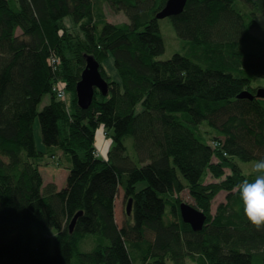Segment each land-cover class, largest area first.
<instances>
[{
  "label": "trees",
  "instance_id": "16d2710c",
  "mask_svg": "<svg viewBox=\"0 0 264 264\" xmlns=\"http://www.w3.org/2000/svg\"><path fill=\"white\" fill-rule=\"evenodd\" d=\"M167 2L0 0V264H264V230L246 220L235 191L264 158V100L253 86L264 82V38L256 36L264 0H188L168 18L186 48L162 60L156 16ZM105 5L128 22L108 23ZM66 19L84 40L60 35ZM85 56L108 85L88 111L74 94ZM109 57L118 82L103 67ZM66 82L68 107L52 93ZM244 92L255 98H238ZM100 127L113 133L104 159L94 156ZM55 148L71 164L61 191L44 184L38 165ZM176 157L198 183L182 177ZM120 190L132 199V222L121 228ZM184 192L207 217L200 232L181 218Z\"/></svg>",
  "mask_w": 264,
  "mask_h": 264
},
{
  "label": "rangeland",
  "instance_id": "374dc122",
  "mask_svg": "<svg viewBox=\"0 0 264 264\" xmlns=\"http://www.w3.org/2000/svg\"><path fill=\"white\" fill-rule=\"evenodd\" d=\"M103 12H104L106 21L110 24L114 25V24H122V23L128 22V19L123 12H116L112 10L109 5H105ZM259 23H260L261 29L259 33H256V36H260L264 38V20L259 19ZM159 25L161 29V34L165 42V53L160 59L168 60L174 54L181 53L182 50L183 51L185 50L186 48L185 42H183L176 36L170 24L169 19L159 21ZM64 33H66V36L70 35V40H72L73 42L84 40V35L80 31V25L76 26L70 19H66L61 25L60 35L62 36ZM68 56H71V55L69 54ZM53 61L62 62L60 58L53 59ZM103 67L107 75L110 77L111 81L113 82L119 81V78L114 68L113 57H109L103 63ZM63 84H64L63 88L65 89L67 93V98L69 102L70 101L69 95L71 93V90L70 88H68L67 82ZM253 86L254 88H256V90L262 89L264 88V82L256 81V83H254ZM75 90H76V87L74 89V94H76ZM52 93H53V90H52ZM53 95L55 96L54 93ZM60 100L61 99L56 97L57 102L62 101ZM49 103H50V96L46 95L41 109H43V107H45L46 105H49ZM68 125H71V122ZM106 131L107 130H105L104 127H100L99 129H97L96 134H95L94 144H93L95 148V152H98L100 154L101 159L107 158L108 153L114 147V141L112 138L113 133L110 132L108 134ZM35 137H36L37 148L41 150L42 141H41V134H40L38 123L36 124V127H35ZM52 155L53 156L51 157V155L45 154V156L38 161L39 170L43 177V181L45 185L53 184L58 188L59 191H61L67 188V180L70 174L69 171H70L71 164H70L69 157L59 148H55L52 151ZM175 163L182 177L185 180H187L190 183V185H195L201 180V177L198 174L185 169L181 164H179L177 157L175 158ZM212 181L213 179L209 176L205 180V183H211ZM144 187H145V184H141L138 187V189L141 190ZM226 195L227 194L225 192H222L216 197V199L213 202V206H212V209L214 212L216 211L219 204H221L222 202L226 200ZM181 200L183 203L188 204V205L194 204L188 192L183 193V195L181 196ZM127 201L128 200H127L125 193L123 192V190H120L116 198V201H115V220H116L117 225L120 228L123 225L129 224L130 222H132L130 217H128L126 214ZM168 264H171V263L169 262ZM187 264H193V263L188 261Z\"/></svg>",
  "mask_w": 264,
  "mask_h": 264
},
{
  "label": "water",
  "instance_id": "95a60500",
  "mask_svg": "<svg viewBox=\"0 0 264 264\" xmlns=\"http://www.w3.org/2000/svg\"><path fill=\"white\" fill-rule=\"evenodd\" d=\"M188 0H168L166 6L157 14L158 21L178 16L184 12ZM86 68L81 75V79L76 86L77 106L82 111H88L93 103L95 92L98 91L104 96L108 95V85L102 78L99 63L90 56H85ZM255 97L264 100V89H258ZM254 95L249 92L242 93L238 98L253 100ZM126 214L128 217L132 214V199L127 201ZM81 214L77 215L70 226L72 232L76 221ZM180 215L183 222L189 225L194 232L202 231L207 217L188 204H181Z\"/></svg>",
  "mask_w": 264,
  "mask_h": 264
},
{
  "label": "clouds",
  "instance_id": "9594fccd",
  "mask_svg": "<svg viewBox=\"0 0 264 264\" xmlns=\"http://www.w3.org/2000/svg\"><path fill=\"white\" fill-rule=\"evenodd\" d=\"M255 179H243L235 186L246 220L257 231L264 230V158L254 162Z\"/></svg>",
  "mask_w": 264,
  "mask_h": 264
},
{
  "label": "built area",
  "instance_id": "2783aa9c",
  "mask_svg": "<svg viewBox=\"0 0 264 264\" xmlns=\"http://www.w3.org/2000/svg\"><path fill=\"white\" fill-rule=\"evenodd\" d=\"M63 84L59 83V84H56L54 87H53V93L55 94V96L59 99H61L60 101L63 103V104H66L67 107H68V98H67V93L65 91V89L63 88ZM94 156L98 159H100V154L98 152H94Z\"/></svg>",
  "mask_w": 264,
  "mask_h": 264
}]
</instances>
